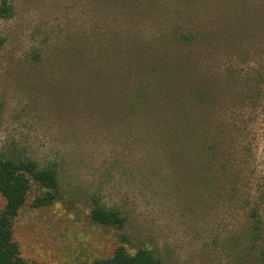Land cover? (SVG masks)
<instances>
[{
	"label": "rangeland",
	"instance_id": "1",
	"mask_svg": "<svg viewBox=\"0 0 264 264\" xmlns=\"http://www.w3.org/2000/svg\"><path fill=\"white\" fill-rule=\"evenodd\" d=\"M12 2L13 16L0 19L5 39L0 45V151L16 145L18 153L45 164L51 144L68 157L67 195L35 207V197L44 192L36 183L14 219L20 255L39 264H87L125 245L129 252L153 247L164 264H242V180L236 185L231 175L242 174L243 143L249 167L264 181V88L254 104H242V78L234 82L227 72L242 77L243 67L264 65V57L255 56L259 40L247 48L242 31H233L211 50L214 68L223 74L218 82L224 106L210 120L225 158L212 165L213 172H200L193 155L177 156L168 131L160 137L135 116L103 118L86 110L84 96L68 105L58 101L55 86L64 89L69 69L74 83L82 76L86 60L81 55L72 56L73 65L53 53L41 64L30 58L33 46L74 45L82 47L80 53L87 48L89 59L107 47L108 56L100 57L109 65L115 60V30L145 25L146 11L133 0ZM246 52L249 58L242 62ZM93 197L119 208L127 217L125 228L95 221ZM5 206L0 193V212Z\"/></svg>",
	"mask_w": 264,
	"mask_h": 264
},
{
	"label": "trees",
	"instance_id": "2",
	"mask_svg": "<svg viewBox=\"0 0 264 264\" xmlns=\"http://www.w3.org/2000/svg\"><path fill=\"white\" fill-rule=\"evenodd\" d=\"M133 3L148 13L144 17L148 20L143 26L120 25L115 30L113 63L106 65L107 61L100 57L108 56L107 47L89 59L87 48L80 53L82 47L74 45L65 48L56 45L52 49L33 46L30 58L41 64L53 59L51 53L58 61L81 55L86 60L82 76L74 83L69 69L70 74L63 76L64 89L55 86L58 101L68 105L77 96H84L86 110L102 113L103 118L116 121L142 118L156 135L161 137L166 131L171 134L181 160L193 155L198 171L213 172L212 165L225 156L219 153L210 117L217 107L223 110L224 94L218 82L223 74L214 68L211 50L230 32L242 31V42L247 48L258 39L255 56L264 57V0H133ZM13 14L12 0H0V19H10ZM4 42L0 38V45ZM248 58L247 52L242 54V62ZM227 74L234 82L242 78V104L258 100L264 88V65L243 67L242 77L231 69ZM243 112L246 113L242 107V127L246 128ZM49 145L45 164L18 153L16 145L0 151V193L6 199L0 212V264H39L20 255L13 222L34 184L44 190L35 197V207L67 195L64 166L68 157ZM244 149L242 143V174L237 170L231 175L236 185L242 180L245 223L240 261L264 264V181L255 177L257 170L249 167ZM93 200L90 214L95 221L125 228L127 217L119 208L103 206L94 197ZM152 248L144 246L129 252L125 245H119L110 257L87 264H164Z\"/></svg>",
	"mask_w": 264,
	"mask_h": 264
}]
</instances>
